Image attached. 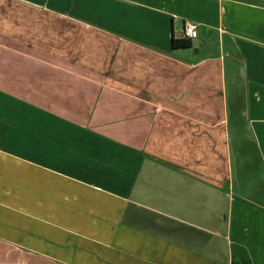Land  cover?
Segmentation results:
<instances>
[{
	"label": "crops",
	"instance_id": "1",
	"mask_svg": "<svg viewBox=\"0 0 264 264\" xmlns=\"http://www.w3.org/2000/svg\"><path fill=\"white\" fill-rule=\"evenodd\" d=\"M242 263L264 0H0V264Z\"/></svg>",
	"mask_w": 264,
	"mask_h": 264
},
{
	"label": "rangeland",
	"instance_id": "2",
	"mask_svg": "<svg viewBox=\"0 0 264 264\" xmlns=\"http://www.w3.org/2000/svg\"><path fill=\"white\" fill-rule=\"evenodd\" d=\"M57 34H59V36H58L59 43L57 45V49H60L62 41L65 40L66 37L69 38V32H67V35H62L63 34L62 31H59ZM238 146H239V143L235 142V148H237ZM237 159H239V158L237 157ZM248 163H249L251 168H253L254 166H257L258 168H260L259 165H261L260 162H257V157H254L253 153L250 154V158L248 160ZM257 172H258V170H252L251 171V178L252 179L257 177V175H258Z\"/></svg>",
	"mask_w": 264,
	"mask_h": 264
},
{
	"label": "built area",
	"instance_id": "3",
	"mask_svg": "<svg viewBox=\"0 0 264 264\" xmlns=\"http://www.w3.org/2000/svg\"><path fill=\"white\" fill-rule=\"evenodd\" d=\"M184 35L187 39H195L198 36V28L195 24L188 23L185 27Z\"/></svg>",
	"mask_w": 264,
	"mask_h": 264
},
{
	"label": "trees",
	"instance_id": "4",
	"mask_svg": "<svg viewBox=\"0 0 264 264\" xmlns=\"http://www.w3.org/2000/svg\"><path fill=\"white\" fill-rule=\"evenodd\" d=\"M191 46V40L187 39L186 37H184L181 40H174L173 41V47L174 48H186ZM242 264H247V263H242Z\"/></svg>",
	"mask_w": 264,
	"mask_h": 264
}]
</instances>
